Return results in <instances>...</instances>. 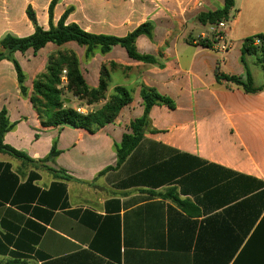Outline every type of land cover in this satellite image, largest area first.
Returning <instances> with one entry per match:
<instances>
[{
    "label": "crops",
    "instance_id": "obj_1",
    "mask_svg": "<svg viewBox=\"0 0 264 264\" xmlns=\"http://www.w3.org/2000/svg\"><path fill=\"white\" fill-rule=\"evenodd\" d=\"M50 2L0 0V39L34 32L27 7L47 30ZM222 5L223 0H58L53 26L66 10L65 24L94 35L121 38L152 24V38L141 35L135 45L161 66L134 61L119 46L87 60L84 47L63 46L75 52L88 87L98 86L104 66L107 96L116 86L132 92L116 119L94 133L68 124L44 128L29 101L33 80L60 47L48 43L35 53H14L26 97L12 63L0 61V111L13 126L3 142L30 160L0 154V264H232L237 256H258L257 264H264V73L255 56L245 55L258 92L215 77L245 81L241 47L245 38L264 35V0H235L224 53L214 36L204 48L192 35L199 29L203 39L209 28L196 15ZM142 85L172 100L174 108L152 107L143 139L116 166L114 144L143 114ZM67 95L63 106L82 115L106 102L87 104ZM52 147L57 156L41 162Z\"/></svg>",
    "mask_w": 264,
    "mask_h": 264
},
{
    "label": "trees",
    "instance_id": "obj_2",
    "mask_svg": "<svg viewBox=\"0 0 264 264\" xmlns=\"http://www.w3.org/2000/svg\"><path fill=\"white\" fill-rule=\"evenodd\" d=\"M57 1L51 0L49 4V28L47 30H43L37 25L33 12L30 7H27L26 16L33 25L34 32L25 38H18L11 34L4 35L0 39V61L7 60L12 63L20 93L26 97L27 90L24 85L25 75L15 60L14 53H24L29 49L35 53L48 43L60 47L59 50L48 56L44 71L38 74L33 80L29 101L33 110L36 112L40 125L44 128L55 127L59 124H68L75 128L84 129L88 133H94L116 119L119 111L131 102L132 92L123 86H116L112 93L107 96L109 75L104 66H101L100 69L98 86L96 88L88 87L80 72L79 62L75 52L72 49L63 48V46L68 43H74L77 46L84 47L83 58L86 60L91 58L96 52L104 55L112 47L119 46L134 61L161 66L153 56L138 53L135 45L136 39L141 35L149 39L152 38V24L149 22L143 23L131 33L121 38L108 35H94L83 31L74 23L65 24L66 17L69 13V10H66L57 21V24L53 26L52 12ZM234 2L235 0H223L221 8L215 11L199 12L195 19L202 26L213 25L218 22L229 23ZM256 40H258L257 44H255ZM211 42L212 39H201L199 41L200 45L204 48H209ZM245 55L255 56L257 63L261 66L262 73H264V35L256 34L245 38L243 41L240 62L246 70L245 81H241L236 76H227L219 73H216L215 77L217 81L224 80L232 83L246 93H255L260 88L253 86L251 75L245 66ZM110 65L114 66V64ZM62 77L64 81H62ZM66 94H70L72 97L84 101L87 104L97 103L105 99L106 102L95 112L82 115L74 109L63 106ZM140 98L143 107L142 116L130 124V132L124 134L120 143L114 144L113 146L116 155V166H119L143 139L150 125L149 112L151 108L156 105H165L170 109L174 108L172 100L161 96L153 88L144 85L140 87ZM12 127V124L8 121L5 109H2L0 111V154H6L18 160L30 162L24 153L4 144V135ZM57 154L55 147H52L49 154L41 162L51 160ZM47 171L53 176L70 179V177L58 174L63 172H55L49 168H47ZM172 200L178 206H184L176 197ZM244 258L252 259L254 261L253 264H257L258 256H237L232 264H245Z\"/></svg>",
    "mask_w": 264,
    "mask_h": 264
},
{
    "label": "built area",
    "instance_id": "obj_3",
    "mask_svg": "<svg viewBox=\"0 0 264 264\" xmlns=\"http://www.w3.org/2000/svg\"><path fill=\"white\" fill-rule=\"evenodd\" d=\"M228 23L225 22H218L217 24L209 25L208 32L214 36L215 40H217L218 46H217V51L224 53L228 49V44L224 40V31L227 28ZM258 43V40L255 41V44ZM78 113H82L80 109L76 110Z\"/></svg>",
    "mask_w": 264,
    "mask_h": 264
},
{
    "label": "rangeland",
    "instance_id": "obj_4",
    "mask_svg": "<svg viewBox=\"0 0 264 264\" xmlns=\"http://www.w3.org/2000/svg\"><path fill=\"white\" fill-rule=\"evenodd\" d=\"M200 30L199 29H195V30H193L192 31V35L193 36H196L197 37V39L200 41L201 39V37H198V35L200 34ZM203 39H207V40H213L214 38H213V36L211 35V34H209L208 32L207 33H205V36L203 37ZM68 95L66 94L65 95V97H67Z\"/></svg>",
    "mask_w": 264,
    "mask_h": 264
}]
</instances>
